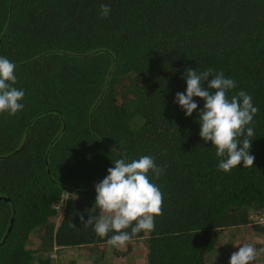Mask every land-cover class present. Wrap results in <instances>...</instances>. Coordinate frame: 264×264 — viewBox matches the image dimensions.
Instances as JSON below:
<instances>
[{
	"label": "trees",
	"instance_id": "16d2710c",
	"mask_svg": "<svg viewBox=\"0 0 264 264\" xmlns=\"http://www.w3.org/2000/svg\"><path fill=\"white\" fill-rule=\"evenodd\" d=\"M0 57L25 92L22 110L0 113V264L116 248L80 216L100 214L95 185L121 153L164 169L148 174L162 215L132 238L148 264H210L222 228L264 208V0H0ZM189 68L223 72L229 97H252V167L219 169L199 135L203 99L191 116L175 102Z\"/></svg>",
	"mask_w": 264,
	"mask_h": 264
},
{
	"label": "clouds",
	"instance_id": "9594fccd",
	"mask_svg": "<svg viewBox=\"0 0 264 264\" xmlns=\"http://www.w3.org/2000/svg\"><path fill=\"white\" fill-rule=\"evenodd\" d=\"M100 9L103 17L111 12L107 4H101ZM15 68L9 59L0 57V113L15 115L24 108L21 101L25 92L13 86L17 80ZM183 78L187 84L186 92H177L175 102L184 110L185 116H191L198 109L193 97L203 99V108L198 112L199 135L205 143L211 141L216 146V156L221 158L218 168L228 172L241 162L243 167H252L255 157L249 154L252 146L249 138L255 133L249 125L258 112L252 97L243 90L229 97L227 93L236 87V81L212 68L203 72L189 68ZM113 164L114 167L107 169L108 175L95 185V205L100 214L89 215L86 221L81 215L80 219L85 227L94 226L101 238L113 232L107 243L120 248L140 232L153 230L154 217L162 215L163 194L150 182L148 174L152 172L159 178L164 169L149 155L129 160L121 153ZM75 226L70 223V227ZM256 256V248L244 242L231 254L229 264H252Z\"/></svg>",
	"mask_w": 264,
	"mask_h": 264
},
{
	"label": "rangeland",
	"instance_id": "374dc122",
	"mask_svg": "<svg viewBox=\"0 0 264 264\" xmlns=\"http://www.w3.org/2000/svg\"><path fill=\"white\" fill-rule=\"evenodd\" d=\"M252 217L247 224L222 228V242L211 253L210 264H229L231 254L238 251L244 242L251 243L257 250L252 264H264V232L257 230L255 222H252L264 221V208L254 211ZM130 243V250L124 253ZM145 251L140 239H131L124 247H108L103 256L87 245L67 246L51 252L50 264H148Z\"/></svg>",
	"mask_w": 264,
	"mask_h": 264
},
{
	"label": "built area",
	"instance_id": "2783aa9c",
	"mask_svg": "<svg viewBox=\"0 0 264 264\" xmlns=\"http://www.w3.org/2000/svg\"><path fill=\"white\" fill-rule=\"evenodd\" d=\"M63 198H65V195H64V197ZM60 211H62V207H60Z\"/></svg>",
	"mask_w": 264,
	"mask_h": 264
}]
</instances>
